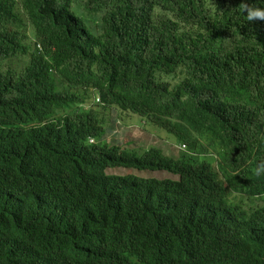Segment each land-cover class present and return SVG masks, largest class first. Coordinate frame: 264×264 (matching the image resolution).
Returning <instances> with one entry per match:
<instances>
[{
    "label": "trees",
    "instance_id": "16d2710c",
    "mask_svg": "<svg viewBox=\"0 0 264 264\" xmlns=\"http://www.w3.org/2000/svg\"><path fill=\"white\" fill-rule=\"evenodd\" d=\"M240 3L0 0V264H264V21ZM111 109L184 152L106 144Z\"/></svg>",
    "mask_w": 264,
    "mask_h": 264
},
{
    "label": "rangeland",
    "instance_id": "374dc122",
    "mask_svg": "<svg viewBox=\"0 0 264 264\" xmlns=\"http://www.w3.org/2000/svg\"><path fill=\"white\" fill-rule=\"evenodd\" d=\"M29 42L30 50H32V40ZM104 116L106 129L104 136L106 138L104 141L108 145L117 146L122 150L134 149L139 154L150 147H155L161 150L164 155L172 158H176L181 152H184L181 150H185L181 149V144L169 133L157 126L145 123L135 115L120 113L115 109H111ZM105 173L118 176L133 175L141 178H154L159 180L177 179L176 176L164 171H138L120 167L109 168L105 170ZM217 177L219 178V176Z\"/></svg>",
    "mask_w": 264,
    "mask_h": 264
},
{
    "label": "clouds",
    "instance_id": "9594fccd",
    "mask_svg": "<svg viewBox=\"0 0 264 264\" xmlns=\"http://www.w3.org/2000/svg\"><path fill=\"white\" fill-rule=\"evenodd\" d=\"M239 7H240L241 11L246 15L247 21L249 23L254 22V21H264V8L257 7L255 5H251V4L247 3L246 0H241V3L239 4ZM95 100H97V101H95ZM94 105H101V102L99 100V97H98L97 93H93L91 102H87V103L83 104L82 107L84 109H86V108H89L90 106L92 107ZM104 136H105V134H104ZM104 136L102 137V141L103 142H105L104 140L106 138ZM87 142L89 144H93V143H95V140L93 138H88ZM184 147L185 146L183 144H181V149H185ZM132 150H134V149H132ZM181 151H184V150H181ZM115 168H119V167H115ZM107 169H109V168H106L105 170H107ZM127 169H129V168H127ZM255 173H256V175L264 174V166L258 165L256 170H255Z\"/></svg>",
    "mask_w": 264,
    "mask_h": 264
}]
</instances>
